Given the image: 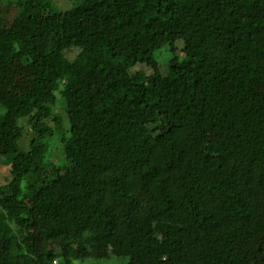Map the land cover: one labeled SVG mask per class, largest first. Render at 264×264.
I'll return each mask as SVG.
<instances>
[{"label": "trees", "instance_id": "obj_1", "mask_svg": "<svg viewBox=\"0 0 264 264\" xmlns=\"http://www.w3.org/2000/svg\"><path fill=\"white\" fill-rule=\"evenodd\" d=\"M74 3L0 0V76L16 63L0 81V121L15 130L0 124V211L16 233L0 221V264H220L222 239L264 246V97L242 83L264 85V0ZM161 55L152 89L137 68ZM179 127L206 137L184 159L169 139ZM44 191L72 254L34 242L29 201Z\"/></svg>", "mask_w": 264, "mask_h": 264}, {"label": "rangeland", "instance_id": "obj_2", "mask_svg": "<svg viewBox=\"0 0 264 264\" xmlns=\"http://www.w3.org/2000/svg\"><path fill=\"white\" fill-rule=\"evenodd\" d=\"M36 2H42L46 6H50L52 8V12H65L68 11L73 7L74 0H35ZM4 16L7 18V21L11 20L13 16L16 14V10L12 9L11 11H3ZM186 45L182 44L181 48H184ZM195 49V46L192 42L188 46H186L182 51L180 50V62L179 65L182 67H190L192 65V51ZM76 52H73L70 55H74ZM161 64L154 63L153 60H147L144 62L143 67H139L137 69L143 70L145 82L152 88L155 89L157 87L158 81H160L163 73H165V69L167 66V61L165 56H160L159 59H157ZM16 68V63L11 65L2 76H0V81L2 79H6L7 76L12 74L14 72V69ZM247 88L252 94L257 96L264 97V85L260 84H254L252 83L251 79L243 80V82ZM239 88H242L241 83L238 84ZM237 98L242 101L243 96L238 95ZM0 124L6 129L7 132L10 134L15 133L14 128L6 124L4 121H0ZM172 138V139H171ZM171 139V142L173 144L175 154L180 159H184L185 157H189L193 154L198 148L200 144H202L206 137L203 136L200 132L195 131L194 129H185L184 127H179L178 129L174 130L171 133V136L169 137ZM25 142V140H24ZM23 142V143H24ZM22 143V144H23ZM202 155L206 157L205 162L208 164H214L215 160L213 158V153L211 151L206 150L205 153L202 152ZM10 165L7 163H4L3 159L0 158V185L6 182V178L10 175ZM48 195V191H44L38 196H36L34 199H31L29 201V205L34 211V214L36 216V223L34 226V234H35V244L38 248L41 249H57L63 245V242H61L55 233V228L53 221L50 217V214L48 213L45 204H44V198ZM0 221L3 225V228L5 229V232L10 237L16 238V233L14 229L9 225L8 221L6 220L5 213L3 211H0ZM234 242V238L231 236L222 239L216 246H213V252L214 256L219 258L220 264H264V246H257L254 250H248L247 252L244 251H238L233 252L232 247L230 243ZM219 245V246H218ZM64 246V245H63ZM212 247V248H213ZM64 249L72 254L73 249L71 247L64 246ZM259 249V250H257ZM257 250V251H256ZM224 251V252H222ZM80 255H82L80 253ZM84 256L88 255H95L92 252H85L83 254ZM229 257V262L226 260L225 256ZM213 259V257H212ZM165 259H161L158 264L164 263ZM75 264H145V258L140 257H125V258H116L112 257L108 262L107 260H101V261H94V259H89L85 262H79L76 261Z\"/></svg>", "mask_w": 264, "mask_h": 264}]
</instances>
